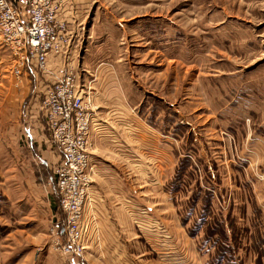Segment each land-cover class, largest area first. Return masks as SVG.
Returning <instances> with one entry per match:
<instances>
[{
    "label": "rangeland",
    "instance_id": "374dc122",
    "mask_svg": "<svg viewBox=\"0 0 264 264\" xmlns=\"http://www.w3.org/2000/svg\"><path fill=\"white\" fill-rule=\"evenodd\" d=\"M66 7L72 59L95 98V120L119 125L121 142L108 146L106 164L140 172L138 197L161 229L155 247L165 248V233L175 254L161 257L143 233L135 252L157 264H264V0H71ZM16 65L0 39V264L85 260L87 242L72 257L61 249L67 213L55 171L38 165L20 140L25 88Z\"/></svg>",
    "mask_w": 264,
    "mask_h": 264
},
{
    "label": "built area",
    "instance_id": "2783aa9c",
    "mask_svg": "<svg viewBox=\"0 0 264 264\" xmlns=\"http://www.w3.org/2000/svg\"><path fill=\"white\" fill-rule=\"evenodd\" d=\"M71 0H0V39L15 51L16 76L29 63L55 77L45 89L39 111L47 120L52 140L61 151L54 168L61 204L67 213L66 254L86 248L93 220L87 219L89 189L93 182L92 133L96 120L91 93L81 84L78 66L72 59L71 21L63 14ZM61 63L63 71L50 68Z\"/></svg>",
    "mask_w": 264,
    "mask_h": 264
},
{
    "label": "crops",
    "instance_id": "0c3cea01",
    "mask_svg": "<svg viewBox=\"0 0 264 264\" xmlns=\"http://www.w3.org/2000/svg\"><path fill=\"white\" fill-rule=\"evenodd\" d=\"M64 10V16L72 20L73 15L69 13L67 7ZM54 67H57L56 73L63 71L61 63L51 61L50 68ZM83 70L88 69L83 67ZM82 75L88 79L87 73H82ZM53 78L54 74L41 72L36 63H29L25 68L21 76L25 92L23 104L20 107L23 123L19 126V132L20 140L30 152L32 159L38 165L41 164V166L54 171L56 165L61 161L62 151L53 142L47 120L39 111V105L45 93V83ZM91 96H93L92 91ZM92 100L95 102V98L92 97ZM117 126L119 125L114 120L107 127L98 121L95 124V130L92 133V141L95 140L94 150H96L95 154L92 153L94 174L89 189L90 201L86 208V217L93 220V229L87 239V249L84 252L85 260H78L72 254L70 256H74V258L70 260L71 264H140L141 260L147 264H157L154 262V257H150L149 252H142V249L140 252L134 250L141 245L142 233L146 235L147 241L152 246L151 249L159 253L161 257L170 258L175 254V251L172 250L173 242L165 233L160 236L163 238L159 241V245H166L172 249L169 250L168 247L163 246L161 248H165L158 251L155 247L157 242L153 237L160 233L161 229L155 225V220H159L157 217L154 218L155 214H151L150 207L152 206L143 207L141 196L138 197L143 186L140 172L132 167L123 169L112 163L106 164L107 155H113L108 153L111 152L108 146L114 144L118 146L121 142ZM105 128L108 129L107 133L112 135V139L104 137ZM99 156L104 159L101 160ZM166 156L168 157V155ZM130 159L135 162L137 158ZM166 202V206H168V201ZM150 237L151 242L149 241ZM179 241L175 244L178 248L176 251L177 260L178 263H183L187 252L182 243L179 246ZM155 251H152L154 255Z\"/></svg>",
    "mask_w": 264,
    "mask_h": 264
},
{
    "label": "trees",
    "instance_id": "16d2710c",
    "mask_svg": "<svg viewBox=\"0 0 264 264\" xmlns=\"http://www.w3.org/2000/svg\"><path fill=\"white\" fill-rule=\"evenodd\" d=\"M214 231H218V226L216 228H214L213 230L212 229L210 230L211 236H213V234H215ZM222 257H224V256L219 255V257H216V259L217 260H222ZM215 263L216 262L214 261L212 264H215ZM218 264H220V263H218Z\"/></svg>",
    "mask_w": 264,
    "mask_h": 264
}]
</instances>
